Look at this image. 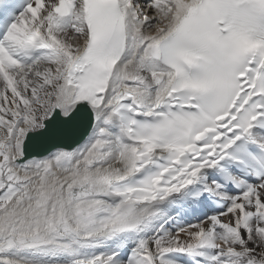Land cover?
<instances>
[{
    "label": "snow or ice",
    "instance_id": "6c2138e0",
    "mask_svg": "<svg viewBox=\"0 0 264 264\" xmlns=\"http://www.w3.org/2000/svg\"><path fill=\"white\" fill-rule=\"evenodd\" d=\"M0 264H264V0H0Z\"/></svg>",
    "mask_w": 264,
    "mask_h": 264
}]
</instances>
